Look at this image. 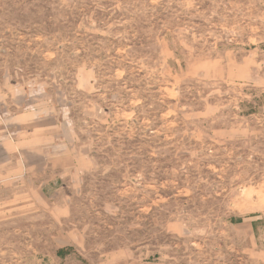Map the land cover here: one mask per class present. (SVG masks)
Listing matches in <instances>:
<instances>
[{
    "label": "rangeland",
    "instance_id": "374dc122",
    "mask_svg": "<svg viewBox=\"0 0 264 264\" xmlns=\"http://www.w3.org/2000/svg\"><path fill=\"white\" fill-rule=\"evenodd\" d=\"M0 264H264V0H0Z\"/></svg>",
    "mask_w": 264,
    "mask_h": 264
}]
</instances>
